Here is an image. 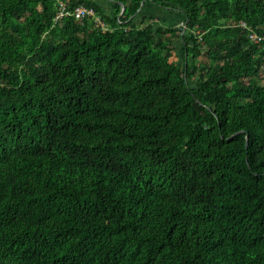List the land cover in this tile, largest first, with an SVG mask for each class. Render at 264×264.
I'll return each instance as SVG.
<instances>
[{"label":"trees","instance_id":"16d2710c","mask_svg":"<svg viewBox=\"0 0 264 264\" xmlns=\"http://www.w3.org/2000/svg\"><path fill=\"white\" fill-rule=\"evenodd\" d=\"M60 1L0 0V264H264V0Z\"/></svg>","mask_w":264,"mask_h":264},{"label":"rangeland","instance_id":"374dc122","mask_svg":"<svg viewBox=\"0 0 264 264\" xmlns=\"http://www.w3.org/2000/svg\"><path fill=\"white\" fill-rule=\"evenodd\" d=\"M109 1L108 3L113 6L115 16H119V15L124 16V13L122 14L121 8L120 9L116 8L114 1L112 0H109ZM155 7H153L154 9H151L150 11H148V14H151L150 18L153 19L152 24L155 29L167 26V27L177 28L179 30L183 28V31H185L186 26H185L184 14H181V12H177L173 9H163L157 6ZM141 8L139 9L138 13H140ZM141 16L142 14L140 15V17ZM136 17H135V21L137 22V24H140V21L142 20L143 17L142 18L138 17L137 20H136ZM182 33L183 32H181V34ZM176 45H177V50L175 52L174 59L177 60L178 64L183 66L184 65V62H183L184 53L182 50L183 45L180 39L176 40Z\"/></svg>","mask_w":264,"mask_h":264},{"label":"built area","instance_id":"2783aa9c","mask_svg":"<svg viewBox=\"0 0 264 264\" xmlns=\"http://www.w3.org/2000/svg\"><path fill=\"white\" fill-rule=\"evenodd\" d=\"M81 1V0H75ZM72 0H65L59 2L58 13L55 18V22H60L66 16H73L76 21L84 23L85 21H89L95 28L101 30L102 34H105L109 31L108 26L106 23L101 19L99 15H97L96 11L86 6L85 4H80L74 7L72 10H69L70 4ZM251 37L258 41L261 38L257 34H252ZM263 72H264V65H263Z\"/></svg>","mask_w":264,"mask_h":264},{"label":"crops","instance_id":"0c3cea01","mask_svg":"<svg viewBox=\"0 0 264 264\" xmlns=\"http://www.w3.org/2000/svg\"><path fill=\"white\" fill-rule=\"evenodd\" d=\"M109 0H96V2H98L104 9V11L111 16L112 18L118 17L115 16L114 14V10H113V6L111 4L108 3ZM110 2V1H109ZM153 7H155L153 4L151 3H145L141 10L140 13H138L136 20L139 18H144V17H150L151 14H148V11H150L151 9H154ZM156 8V7H155ZM146 12V13H145ZM142 14V16L140 17V15ZM142 18V19H143Z\"/></svg>","mask_w":264,"mask_h":264},{"label":"water","instance_id":"95a60500","mask_svg":"<svg viewBox=\"0 0 264 264\" xmlns=\"http://www.w3.org/2000/svg\"><path fill=\"white\" fill-rule=\"evenodd\" d=\"M117 2V1H116ZM144 5V3L142 4V6ZM124 10H125V7L123 6V12H124ZM248 136L246 137V139H247V145H248Z\"/></svg>","mask_w":264,"mask_h":264},{"label":"clouds","instance_id":"9594fccd","mask_svg":"<svg viewBox=\"0 0 264 264\" xmlns=\"http://www.w3.org/2000/svg\"><path fill=\"white\" fill-rule=\"evenodd\" d=\"M145 4V3H144Z\"/></svg>","mask_w":264,"mask_h":264}]
</instances>
